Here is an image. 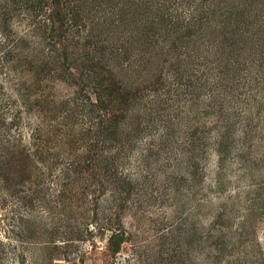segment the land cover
I'll use <instances>...</instances> for the list:
<instances>
[{"label":"trees","instance_id":"16d2710c","mask_svg":"<svg viewBox=\"0 0 264 264\" xmlns=\"http://www.w3.org/2000/svg\"><path fill=\"white\" fill-rule=\"evenodd\" d=\"M248 170L264 180V0H0L9 240L48 264H84L99 241L117 259L145 207L137 186H158L147 207L167 197L180 221L158 232L157 264H251L261 189L237 224L230 189Z\"/></svg>","mask_w":264,"mask_h":264},{"label":"rangeland","instance_id":"374dc122","mask_svg":"<svg viewBox=\"0 0 264 264\" xmlns=\"http://www.w3.org/2000/svg\"><path fill=\"white\" fill-rule=\"evenodd\" d=\"M72 89L70 90L67 87H59L57 89V94L59 97H64L66 94H71ZM36 123V122H35ZM216 164V159L212 158L210 160V170H212V167ZM214 169V167H213ZM153 171V170H151ZM250 170L248 172L243 171L241 174L243 175V182L238 183L235 181L231 184L232 192H236L239 194L240 199H244V203L246 205H241L243 208L241 211H235L234 217H237V219L234 221L235 224L238 223L239 218L246 216V214L252 212V207H249V204L251 202L250 198L253 197L252 190L255 189H261V194L262 198L264 201V180L260 181L259 177L257 176V173H250ZM154 172V171H153ZM254 176V183H256V188L253 189L252 186H248L251 184L250 177ZM260 184H262L260 186ZM139 188H143L142 190L138 189L139 192V197L143 198V205L145 206L144 209L136 214L130 215L127 214L126 218L124 219V225L127 230V232L132 236V243L134 244L133 246L129 244H124L122 247V251L120 256L117 257V259H109L103 255V247L106 245V242L104 241L103 243L99 241L98 243V249L92 250L90 246L87 244V246L81 245V250L82 253H80L79 259L84 261V264H122L124 263V260L126 262L131 261V264H157L156 260L158 259L157 252L160 250V243L156 239V236H158V232H161L163 228H167L170 225H172L175 222L180 221V216L178 214H175V206L177 204L172 205L173 201H164L166 200L167 197L160 198L159 201L154 203V206H148L147 204L150 202H153V197H157L158 195H161L160 192H155L158 190V186H137ZM230 187V185H229ZM263 190V191H262ZM47 200L51 201L53 199L52 195L51 197H47ZM247 200V201H246ZM46 201V200H45ZM163 202V203H162ZM48 203V201H46ZM44 201L40 198L39 200L35 201L33 203V209L35 212L32 211H25L24 215L28 216V214L33 213L37 215L40 213V209L42 206H44ZM164 206V207H162ZM162 207V208H160ZM1 208V207H0ZM189 208V207H188ZM150 210V211H149ZM190 210V208H189ZM207 208L205 209V211ZM250 210V211H249ZM253 213V212H252ZM209 214V213H207ZM14 217L11 215V209L10 206L5 209H0V242H3L7 247V252H8V258L19 254L18 256L20 257L19 260L14 261V260H8L6 257V250L4 251L2 245H0V264H48V262H44L45 256L40 257V251L37 250V247H34L31 245V243H15V241L9 240V235L6 234L8 233V227L7 225L11 223L10 219H13ZM190 223L192 222V218L189 221ZM258 245L252 247L253 254L250 257L249 261L251 264H264V262L259 261L258 262V255H261L262 253L264 254V223L258 225ZM10 243V244H9ZM11 245V246H9ZM80 245V244H79ZM96 245V244H95ZM166 248V246H165ZM75 250V249H74ZM103 250V251H102ZM135 251L138 252V254L141 256L137 260L133 258V254ZM80 252V251H79ZM70 258H75L71 256ZM128 258V259H127ZM78 260V259H77ZM125 262V263H126ZM124 263V264H125ZM54 264H82L81 261H77L76 263L72 262L70 259L65 258L63 261H57Z\"/></svg>","mask_w":264,"mask_h":264}]
</instances>
